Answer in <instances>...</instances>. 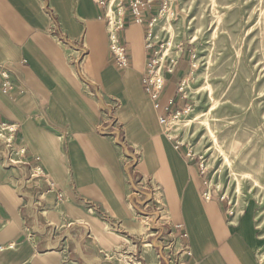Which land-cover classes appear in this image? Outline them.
Segmentation results:
<instances>
[{
  "label": "crops",
  "instance_id": "1",
  "mask_svg": "<svg viewBox=\"0 0 264 264\" xmlns=\"http://www.w3.org/2000/svg\"><path fill=\"white\" fill-rule=\"evenodd\" d=\"M142 1L144 22L127 14L117 30L128 60L119 68L94 0H0V69L10 83L0 90V121L16 127L26 162L46 179L20 185L0 155V264H99L101 254L136 246L142 264H154L146 250L153 220L157 237L173 238L176 226L186 232L182 264H260L254 209L232 212L210 194L143 90L155 46L147 39L154 5ZM176 65L158 97L161 110L173 101L166 115L179 107L190 68L185 55ZM66 222L89 238L60 231ZM53 229L52 242L40 234Z\"/></svg>",
  "mask_w": 264,
  "mask_h": 264
},
{
  "label": "rangeland",
  "instance_id": "2",
  "mask_svg": "<svg viewBox=\"0 0 264 264\" xmlns=\"http://www.w3.org/2000/svg\"><path fill=\"white\" fill-rule=\"evenodd\" d=\"M109 2L106 0L107 5ZM114 2L112 20L104 11L111 28L127 14L132 18L133 0ZM139 2L142 24L146 3ZM152 2L147 39L155 46L159 73L164 74L165 66L172 67L173 73L183 55L190 64L187 75L180 79L181 91H177L181 111L168 114L167 135L198 165L210 194H217L232 212L245 204L254 209L260 237L257 259L264 264V0ZM165 50L167 55L160 60ZM157 228L153 220L147 235L160 247L157 253V245L147 240L153 263L179 262L183 256L179 241L164 238L166 234L157 237ZM71 232V237L87 239L80 229ZM54 234L41 236L52 242ZM141 254L138 246L135 253L121 248L115 254H101L97 262L142 264Z\"/></svg>",
  "mask_w": 264,
  "mask_h": 264
},
{
  "label": "built area",
  "instance_id": "3",
  "mask_svg": "<svg viewBox=\"0 0 264 264\" xmlns=\"http://www.w3.org/2000/svg\"><path fill=\"white\" fill-rule=\"evenodd\" d=\"M95 3L102 7L106 12V0H94ZM141 4L139 0H133L131 4V15L133 20L141 24L142 17H141ZM105 18L107 19V34H108V43H109V50L114 58V61L116 65L119 68H125L128 65V60L125 55V48L119 43L117 38V30L122 26V19H120L116 24V26L109 30V24H108V18L107 13H105ZM150 27V25H148ZM147 47L150 48V45L147 43ZM156 52L153 53L152 57L148 60V63L146 65V71L144 78L142 80L143 90L148 95L150 100L153 103V108L156 111H160L158 113V123L164 128L166 134H167V120L170 115H166L167 107L172 105L173 101L169 100L167 107L163 108V110L160 109L159 103H158V97L162 91L163 88V72L159 73L160 67L158 65V60L156 59ZM162 69H164V73H171L172 67L165 66ZM163 71V70H162ZM182 83L178 84L177 91H181ZM10 88L8 73L4 69H0V90L2 92H6ZM180 108L175 111H173L176 115L179 114ZM16 127L11 124L2 123L0 121V155L3 157V166L6 169H15L18 170L20 173V180H22L23 184H20L22 186H26L27 183H31L33 181H37L38 179H42L44 182H46L45 176L43 175L41 169L38 166H31L29 165L25 160V152L26 149L22 145L20 141L17 140L16 136ZM188 156V154H187ZM26 172V173H25ZM25 174H27V177H25ZM203 197L205 199L209 198V195L203 194ZM38 204V203H37ZM41 211V210H40ZM72 229H80L82 230V236H85L86 238H89L88 231L84 228L83 225H78L75 223H68L66 222L62 228H60V231L65 232L66 234L72 233ZM177 230V234L173 237V239H176L179 244L180 248L179 251L182 255H189V252L187 250V247L185 245V241L187 239V234L182 231L181 226H176L174 228ZM57 233V230L53 229L52 233ZM44 236H50V231L46 233H40ZM174 241L171 242V246ZM53 249V248H52ZM173 264H182V262L179 260L177 262H173Z\"/></svg>",
  "mask_w": 264,
  "mask_h": 264
},
{
  "label": "bare ground",
  "instance_id": "4",
  "mask_svg": "<svg viewBox=\"0 0 264 264\" xmlns=\"http://www.w3.org/2000/svg\"><path fill=\"white\" fill-rule=\"evenodd\" d=\"M115 0H110V2L108 3L107 5V11H108V16L110 17V20H112V13H113V10H112V7H113V4L115 3L114 2ZM171 11V10H170ZM168 14H169V10H168ZM169 16V15H168ZM110 24V22H109ZM111 28V27H110ZM112 29V28H111ZM167 50H165L162 55L160 56V60H163L164 59V56H166L167 54Z\"/></svg>",
  "mask_w": 264,
  "mask_h": 264
}]
</instances>
